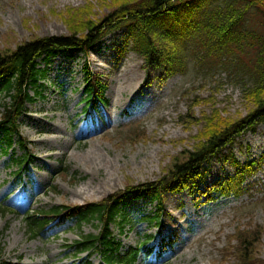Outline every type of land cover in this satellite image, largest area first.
I'll return each mask as SVG.
<instances>
[{
  "label": "rangeland",
  "instance_id": "rangeland-1",
  "mask_svg": "<svg viewBox=\"0 0 264 264\" xmlns=\"http://www.w3.org/2000/svg\"><path fill=\"white\" fill-rule=\"evenodd\" d=\"M85 6L93 8L89 19L98 20L110 3L108 8L102 0H0V51L8 53L35 38L70 36L74 25L66 22L67 12ZM126 39L125 31L117 30L86 58L58 52L38 61L44 77L39 96L19 118V135L7 147L0 133V206L6 211L0 212V259L6 263L102 264L95 252L77 255L73 248L80 236L98 234L97 222L53 224L31 239L25 213L97 203L129 187L161 182L174 163L201 145L205 117L233 123L253 110L243 87L224 71L205 76L193 70L195 60L189 56L185 74L160 77L129 49L119 56ZM84 68L106 87L105 102L95 110L86 104ZM130 83L137 84L132 91ZM244 83L250 87L249 80ZM5 100L0 93V113ZM229 152L242 164L264 157V124L239 138ZM60 168H68L74 178L64 177ZM201 174L193 194L163 195L160 225L142 220L155 202L129 200L124 208L129 222L122 229L112 226V235L124 250L140 247L148 236L154 239L146 246L153 252L140 253L135 264H236L228 249L235 229L264 230V161L246 180L253 190L241 198L213 195L196 201L194 190L203 191L233 170L218 158ZM255 249L254 264H264V236Z\"/></svg>",
  "mask_w": 264,
  "mask_h": 264
},
{
  "label": "trees",
  "instance_id": "trees-1",
  "mask_svg": "<svg viewBox=\"0 0 264 264\" xmlns=\"http://www.w3.org/2000/svg\"><path fill=\"white\" fill-rule=\"evenodd\" d=\"M102 1L107 7L110 3V8L98 20L89 19L94 13L91 6L72 8L67 12L66 22L74 25L70 36L35 38L8 53L0 51V93L6 98L0 113V133L8 147L19 135V118L25 106L34 100V96H39L38 84L44 72L38 68V61L60 51H76L88 57L98 41L118 29L127 35L119 56L129 49L144 59L148 72L159 71L160 77L185 74L187 58L193 57L194 71L205 76L213 75L217 70L224 71L240 83L244 96L249 97L253 105L251 113L233 123L225 121L222 124L216 115L205 117L201 145L188 153L184 161L174 163L161 182L129 187L97 203L55 206L47 211L27 213L23 218L31 238L52 223L62 225L75 220L80 227L82 223L95 221L98 234L79 237L74 243L77 253H98L104 264H134L141 252L151 251L146 246L152 237L140 247L124 250L111 231L112 226L122 229L129 222L124 208L130 199L147 197L155 202L150 216L143 220L160 225L165 216L163 195L192 191V185L202 176L204 165L218 158L233 170V175L217 181L210 188L206 186L203 196L209 198L211 194H218L239 198L252 189L245 184L246 180L261 167L264 157L242 164L229 151L239 138L254 134L258 126L264 124V0ZM246 80L250 81V87L244 83ZM104 85L84 68V92L86 102L92 108L104 102ZM17 139L19 141L18 136ZM60 173L74 178L68 168H60ZM199 191L198 188L194 190L201 198ZM0 212L6 211L0 208ZM263 236L264 230L259 226L235 229L228 249L236 264L255 263V248ZM0 264L10 263L0 259Z\"/></svg>",
  "mask_w": 264,
  "mask_h": 264
},
{
  "label": "bare ground",
  "instance_id": "bare-ground-1",
  "mask_svg": "<svg viewBox=\"0 0 264 264\" xmlns=\"http://www.w3.org/2000/svg\"><path fill=\"white\" fill-rule=\"evenodd\" d=\"M92 11H93V8H92ZM104 44V43H103ZM98 47V46H97ZM130 88H131V91L134 90L136 87H137V84H132L130 83L129 84Z\"/></svg>",
  "mask_w": 264,
  "mask_h": 264
}]
</instances>
